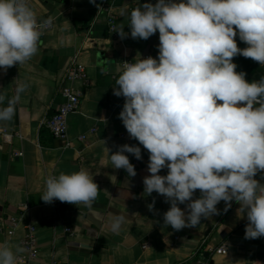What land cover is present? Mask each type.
<instances>
[{"label": "crops", "instance_id": "1", "mask_svg": "<svg viewBox=\"0 0 264 264\" xmlns=\"http://www.w3.org/2000/svg\"><path fill=\"white\" fill-rule=\"evenodd\" d=\"M100 1L29 0L28 6L38 21L52 18V29L39 40V50L30 60L6 73L0 69V93L6 97L0 107L7 106L18 84L27 85L15 105L13 118L0 121V133L11 135L9 140L0 135V223L9 217L19 219L12 237L0 231V245L10 247L17 259L27 258L21 242L25 226L31 224L36 227L38 257L28 263L16 259V264H264V237L245 239L247 215L235 200L227 211L221 201L217 205L221 214L202 219L195 228L176 231L164 225L163 214L171 205L156 192H144L143 179L150 175V154L138 140L130 138L119 118L125 98L113 94L124 71V60L136 63L145 55L158 59L159 31L147 40L133 39L129 26L135 8L155 3L109 0L116 30L124 25L128 33L121 39L116 32L115 39L106 16L97 7ZM236 40L241 49L248 46L239 35ZM75 55L90 84H71L82 95L78 111L67 120L72 146L65 148L43 122L63 103L60 87L69 85L65 72ZM233 62L237 72L246 73L248 82L264 78V66L258 62L242 55L234 57ZM93 129L96 131L91 132ZM81 135L86 136V143L78 141ZM124 144L141 148V160L125 153L133 165L139 164L134 165V177L124 169L113 168L111 163L110 155ZM81 169L100 189L91 209L66 202L57 209L41 199L50 176ZM159 174L167 175L168 169ZM255 179L264 184L257 176ZM194 196L200 198V191L196 190ZM153 201L154 211H150L148 205ZM179 206L186 208L185 204ZM116 215L125 217L118 234L111 231V220ZM222 245L228 253L216 255L214 250ZM18 246L22 252L16 251Z\"/></svg>", "mask_w": 264, "mask_h": 264}, {"label": "clouds", "instance_id": "2", "mask_svg": "<svg viewBox=\"0 0 264 264\" xmlns=\"http://www.w3.org/2000/svg\"><path fill=\"white\" fill-rule=\"evenodd\" d=\"M52 23L51 17L38 21L26 0H0V69L6 73L35 56ZM129 26L133 39L160 34L158 59L125 62L113 94L125 98L119 118L130 138L150 154L144 192H156L171 205L164 225L195 228L221 214V201L227 211L235 200L247 215L245 239L264 237V184L255 179L264 173V78L248 82L233 62L242 55L264 66V0H157L135 8ZM116 32L121 39L128 36L124 25ZM237 35L247 47H238ZM26 88L17 85L7 106L0 107V121L13 118ZM5 99L0 93V104ZM125 153L141 160V148L124 144L110 155L113 168L134 177ZM165 168L168 174L160 175ZM196 190L201 196L193 199ZM99 191L81 169L50 176L41 199L91 209ZM154 205H148L150 211ZM124 221L123 215L114 216L111 231L118 234ZM16 259L10 247L0 245V264Z\"/></svg>", "mask_w": 264, "mask_h": 264}, {"label": "built area", "instance_id": "3", "mask_svg": "<svg viewBox=\"0 0 264 264\" xmlns=\"http://www.w3.org/2000/svg\"><path fill=\"white\" fill-rule=\"evenodd\" d=\"M29 0H26L28 4ZM154 3H157V0H153ZM99 11L103 13L108 22V27L113 38L118 39V35L116 33L115 26V16L112 13V8L109 0H101L99 2ZM52 29V25L50 28L44 30V34L41 38H43L50 30ZM40 38V39H41ZM149 55H145L143 59L148 58ZM78 56L75 55L71 58L68 67L65 72V81L69 85H62L60 87V93L63 98V103L58 107L56 112L51 116L44 120L45 127L50 131L51 135L54 139L61 141L64 144L65 148L71 147L72 143L68 139V117L71 114H74L78 111L80 106V98L82 93L78 90H75L71 84L75 81H81L86 86H89L90 82L87 78L86 71L83 66H81L77 61ZM125 62L132 63L128 60L123 61V68ZM259 106V104H256ZM93 129L91 132H95ZM0 135L5 139L9 140L11 135L7 132L3 131ZM78 141L82 143L87 142V138L85 135H81L78 138ZM134 165L136 167L139 166L138 162H135ZM257 177L261 180H264V173H258ZM193 199H198L197 196H194ZM52 204L58 209L61 206V202L59 200H55ZM23 210L26 211L27 207H23ZM19 219L15 217H9L6 221L0 223V231L3 232L8 238L12 237L18 227ZM25 236L21 242L22 247L28 253L27 258H18V263H28L30 261L36 260L38 257V243L36 236V227L28 224L25 226ZM69 236H73V232L70 229L65 230ZM146 247V246H144ZM216 255H226L228 253V248L225 245L220 246L214 250ZM54 264V263H53ZM198 264H204L203 261H198Z\"/></svg>", "mask_w": 264, "mask_h": 264}]
</instances>
